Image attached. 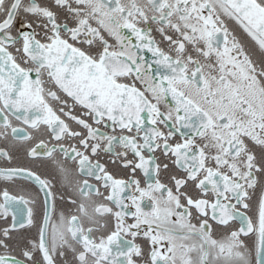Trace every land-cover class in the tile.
<instances>
[{
    "label": "snow or ice",
    "instance_id": "6c2138e0",
    "mask_svg": "<svg viewBox=\"0 0 264 264\" xmlns=\"http://www.w3.org/2000/svg\"><path fill=\"white\" fill-rule=\"evenodd\" d=\"M0 264H264V0H0Z\"/></svg>",
    "mask_w": 264,
    "mask_h": 264
}]
</instances>
